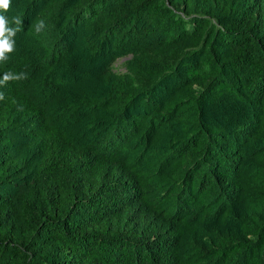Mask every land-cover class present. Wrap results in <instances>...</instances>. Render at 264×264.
I'll use <instances>...</instances> for the list:
<instances>
[{
  "label": "trees",
  "instance_id": "obj_1",
  "mask_svg": "<svg viewBox=\"0 0 264 264\" xmlns=\"http://www.w3.org/2000/svg\"><path fill=\"white\" fill-rule=\"evenodd\" d=\"M10 15L0 264H264V0Z\"/></svg>",
  "mask_w": 264,
  "mask_h": 264
},
{
  "label": "clouds",
  "instance_id": "obj_2",
  "mask_svg": "<svg viewBox=\"0 0 264 264\" xmlns=\"http://www.w3.org/2000/svg\"><path fill=\"white\" fill-rule=\"evenodd\" d=\"M13 0H0V64L10 60V55L15 51V36L19 31L21 20L17 15H10ZM44 26V21L39 20L36 30L39 31ZM26 78L23 71H5L0 74V85L8 81H20Z\"/></svg>",
  "mask_w": 264,
  "mask_h": 264
},
{
  "label": "rangeland",
  "instance_id": "obj_3",
  "mask_svg": "<svg viewBox=\"0 0 264 264\" xmlns=\"http://www.w3.org/2000/svg\"><path fill=\"white\" fill-rule=\"evenodd\" d=\"M127 59H129V58H122V59H120L117 62V64H116L117 69L122 70V71H125L126 70V67H127L126 66Z\"/></svg>",
  "mask_w": 264,
  "mask_h": 264
}]
</instances>
